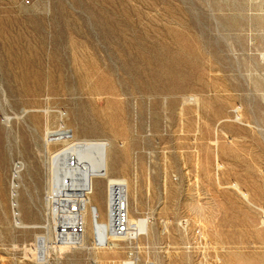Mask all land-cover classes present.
<instances>
[{"label":"rangeland","instance_id":"1","mask_svg":"<svg viewBox=\"0 0 264 264\" xmlns=\"http://www.w3.org/2000/svg\"><path fill=\"white\" fill-rule=\"evenodd\" d=\"M263 8L0 0V264H35L41 235L45 264H264ZM60 126L72 141L49 143ZM75 140L110 144L130 219L146 221L138 238L94 247L87 216L83 245L55 246L41 227L51 154ZM16 165L21 217L37 228L14 226ZM92 202L105 220L102 178Z\"/></svg>","mask_w":264,"mask_h":264},{"label":"built area","instance_id":"2","mask_svg":"<svg viewBox=\"0 0 264 264\" xmlns=\"http://www.w3.org/2000/svg\"><path fill=\"white\" fill-rule=\"evenodd\" d=\"M262 12L264 13V8ZM48 139L49 143H64L72 141L73 135L64 126H60L48 135ZM64 164L68 174L60 177V188L56 193L45 192L43 198L45 215L47 221L53 223L52 244L55 246L76 247L81 244L86 233L84 216L86 211V198L91 193V187L82 185L80 177L75 174L81 168L75 155L67 156ZM71 194H78L79 202H66V195ZM107 197L109 237L128 240L138 238L141 232L137 231L129 220V201L126 184H109L107 187ZM96 219L98 220L99 217L96 216ZM109 242V240H106L100 243L96 240L92 244L94 247L104 248ZM35 264L45 263L40 262L36 258Z\"/></svg>","mask_w":264,"mask_h":264},{"label":"bare ground","instance_id":"3","mask_svg":"<svg viewBox=\"0 0 264 264\" xmlns=\"http://www.w3.org/2000/svg\"><path fill=\"white\" fill-rule=\"evenodd\" d=\"M48 134V133H47ZM48 138V137H47ZM49 140V139H48ZM110 144L105 141L100 140H75L68 143L64 148L51 154L49 162V190L48 193H56L60 188V177L68 174L64 160L67 156L75 155L80 164V170L75 174L80 177V181L84 186L91 187V193L86 198V211H85V223L87 224V216L90 218V230L92 234V242L98 240V242L103 243L106 240H113L109 237V221L107 219V187L109 184L123 183L126 184L128 190V182L124 179H117L111 176V164L109 162ZM22 166L16 165L12 172L11 179V189H10V200L12 208V216L14 226L18 229L29 228L28 225L23 223L21 218V209L19 202V188H20V176H21ZM97 178H102L105 180L106 187V216L105 220L101 219L100 211L92 202V195L94 193V180ZM66 202H79L78 194L66 195ZM96 216L99 219H96ZM130 223L135 226V229L140 232H146L147 226L146 221L143 219H130ZM50 225V226H49ZM42 228L47 231H51L53 234V223L49 221ZM30 228H37L33 226ZM51 229V230H50ZM87 231V230H86ZM85 236L80 245L85 243ZM110 243V242H109ZM36 258L40 262L46 261V250L49 247V236L41 235L36 239ZM65 247V246H64ZM116 252H112L115 254ZM122 264H132L130 261H124Z\"/></svg>","mask_w":264,"mask_h":264},{"label":"crops","instance_id":"4","mask_svg":"<svg viewBox=\"0 0 264 264\" xmlns=\"http://www.w3.org/2000/svg\"><path fill=\"white\" fill-rule=\"evenodd\" d=\"M38 185H39L40 189L38 190L37 196L40 199V197H42L44 195V192H45V188H46L45 179L44 178L39 179ZM19 202H20V200H19ZM20 209H21V204H20ZM30 227H33V226H29V228Z\"/></svg>","mask_w":264,"mask_h":264}]
</instances>
